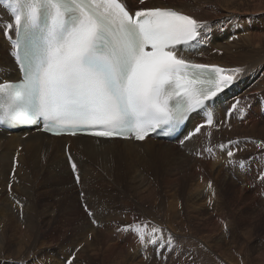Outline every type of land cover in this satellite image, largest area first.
<instances>
[{
  "label": "bare ground",
  "instance_id": "bare-ground-1",
  "mask_svg": "<svg viewBox=\"0 0 264 264\" xmlns=\"http://www.w3.org/2000/svg\"><path fill=\"white\" fill-rule=\"evenodd\" d=\"M138 2L140 3V0ZM143 4L146 8H172L192 16L204 25L200 29L203 36L201 42L187 50L179 46L176 53L178 57L191 63L224 69L225 75L231 74L229 70L237 67L244 71L235 74L230 88L219 94L207 112L202 110L190 118L181 137L173 143L149 139L135 143L82 137L52 138L34 132L27 133L25 138V132L0 131V188L4 184L17 182L15 189L19 190L17 195H12V200L6 197L5 203L0 206V209L4 210L15 208V213L12 212L14 216L9 221H4V216L0 215V264H27L26 260L29 258L35 259L39 254L43 255L39 249L41 246L46 247L50 243L48 249H54L55 244L50 240L55 239V234L50 233L51 237H47L46 242L40 240L45 226H48V230L54 222L61 224L60 231L68 228L71 237L81 240L75 247L80 246L81 250L86 247L81 253H77L80 259L89 257L88 252H91L89 264H140L146 249L137 246L140 250L130 251L133 248L132 240L137 239L135 235L130 234L131 237H127L122 245H112L98 233L102 228L109 230L107 233L112 237L113 230L123 226L115 225L120 221H127L124 213H121V218L124 219L112 218L113 213L117 214L115 210L122 209H119L117 204L124 203L127 206L130 204L128 198L149 199L152 208L144 213L145 219H148L146 224L142 223L144 226L153 223L150 225L152 229H168L173 233L180 225L194 228L198 220L195 218L196 211H199V214L205 213L206 203L216 205L219 197L225 198L229 193L228 189L224 188L221 194L220 189L224 184L230 183L226 172L227 163L234 166L233 161L238 157L234 154L228 156V147H238L242 150L244 146L256 147L253 144L264 142V0H144ZM12 20L9 9L3 0H0V81L3 82L20 77L12 58L14 49L3 31L4 25ZM237 101L239 103H236ZM209 113L213 118L211 126L207 124ZM200 124L204 125L200 133L193 135L191 139H185L181 144L183 138ZM228 128L230 133L227 132ZM228 133L230 136H223ZM251 133L254 137L248 135ZM253 149L256 148L251 150ZM66 153L71 157L70 161L77 165V172L81 177V191L76 187ZM222 165L226 167L222 168ZM11 175L14 178H11ZM185 182H192L186 193L187 204L183 205L187 215L177 210L179 203L170 201L171 195L173 196L171 192H175L176 188ZM197 182H201L199 186ZM35 185H42L48 191L52 190L55 195L63 197L60 202V214L58 213L54 221L47 220L46 225L43 217L48 210L39 207V200L34 197ZM70 185L72 186L68 191ZM178 189L180 191V187ZM74 192L77 195L79 192L83 193L82 202H72L73 199L70 198ZM259 193L256 190L252 194L249 189L243 188L238 197L246 198L247 195L250 200H256ZM14 199L19 203L13 201ZM7 200L11 204L8 205ZM84 202L91 212L94 211L96 226L99 224L96 230L94 223L89 227L94 234L81 226V219L88 217L83 207ZM54 205L55 213L57 210ZM188 206L195 211L192 215ZM130 214H134V220L136 216L142 217L134 211H130ZM205 220L208 222V219ZM137 223L135 224L142 226ZM226 223L230 224L232 221H228L227 216L223 214L211 224L213 228L216 224L220 228ZM68 237L66 234L62 236V243L68 240ZM63 249L64 247L60 255ZM184 250L177 251L171 258L175 256L181 264H185ZM97 258L101 261H97ZM171 258L170 261L164 262L178 264V261L173 263ZM78 263L76 260L72 264Z\"/></svg>",
  "mask_w": 264,
  "mask_h": 264
},
{
  "label": "snow or ice",
  "instance_id": "snow-or-ice-1",
  "mask_svg": "<svg viewBox=\"0 0 264 264\" xmlns=\"http://www.w3.org/2000/svg\"><path fill=\"white\" fill-rule=\"evenodd\" d=\"M3 3L13 18L3 31L22 78L0 81V122L42 119L43 131L54 135L143 141L152 133L167 135L198 110L207 112L235 74L244 71L237 67L225 75L224 69L178 57L177 46L187 50L201 42L204 25L172 8L130 11L122 0ZM207 124H213L210 113ZM203 127H195L186 139ZM233 163L244 168L246 162ZM71 168L79 183L77 165ZM83 207L92 216L87 204ZM123 230H134L139 242L146 243L142 227ZM162 232L153 229L147 243L171 249V235L155 238Z\"/></svg>",
  "mask_w": 264,
  "mask_h": 264
},
{
  "label": "rangeland",
  "instance_id": "rangeland-1",
  "mask_svg": "<svg viewBox=\"0 0 264 264\" xmlns=\"http://www.w3.org/2000/svg\"><path fill=\"white\" fill-rule=\"evenodd\" d=\"M124 2L127 4L128 8L131 10H138V9L147 7L143 3H139L138 0H124ZM148 7H152V6H148ZM263 25H264V22H263ZM262 30L264 31V26ZM4 59L5 58H3V61ZM234 118L236 117L234 116ZM257 122H259V120ZM227 132L229 133L231 132L230 128L227 129ZM229 133L223 136H230ZM248 135L250 137H254L252 133ZM184 141L186 140L184 139L183 143ZM248 144L250 145V142H248ZM263 145H264V142L260 144H253V146H256V147L244 146L245 148L242 147V150L238 147H233V146H229L230 148L228 147L226 154H228V152L231 151L234 155L238 157V159H236L235 161L244 160L246 162L245 167L240 168L237 163H234V166L231 163V165L229 166L227 163L228 169L226 170V172L229 175L228 181L230 183L224 184L220 189V193L221 194L223 193L224 188L228 189L229 193L226 196L225 194H223L225 198L219 197L216 205L206 203L205 204L206 207L204 209L205 213L199 214V211H196L195 218H197L198 220L197 222H195L196 226L194 228L186 227L185 225L184 227L180 225L176 227V230L178 229L177 230L178 232L175 231L173 233L168 229H165V230L163 229L162 234L160 233L156 234L155 238L157 239H160L161 236L167 237L171 235L173 237L172 248L170 250H169V247L165 246L163 243H161L159 246H153L150 243L147 244V241L153 236V229L150 227V225H152L153 223L149 224L148 226L143 225V224H146L145 222L148 220V219H145L146 217L144 213L147 212V210L152 208L151 201L149 199L142 200L141 198H137V197L128 198V201L130 204H128L127 206H125L124 203L117 204L116 206H118L119 209L121 208L122 209L119 211L115 210L117 214L113 213L112 218L124 219V218H121V213H124L127 217V221H120L117 225H115V226H118V225L123 224L122 227H116V229L113 230L112 237H110L109 236L110 234L108 235L107 233L109 230L106 231L100 228L98 233H100L101 237H104L106 238L107 241H110L109 244H112V245H122L124 244L127 237L128 238L131 237L130 234L135 235L137 239L132 240L133 248H131L130 251H138L141 248L142 249L144 248V250L146 249L145 250L146 254H144V257L142 259V262H140V264H164L165 263L164 261H170V258L172 255L178 252H182L184 248H185L184 250L185 264H264V204H262L264 203V191H263L264 190V179H261V177H264V146ZM248 148L250 149L248 150ZM252 148H256V149L251 150ZM223 166L224 165H222V168ZM225 167L226 166H224V168ZM10 177L14 178L13 175H11ZM16 183L11 182L9 183V185L11 184L10 186L7 184H4L1 186L0 206H1V203L2 204L5 203L6 197L7 199L9 197V199L12 200V195H17L19 190L16 191L15 189V187L17 186ZM200 183L197 182V185L199 186ZM190 185H192V182H185V183L180 184L176 188L175 192H171L173 196L171 195V199H170V201L172 200L175 203H179L177 206V210H179L180 213H183L186 215L187 213L184 211L183 205L187 204L185 198H186V193ZM71 186L72 185H70L69 188L67 189L68 191L69 189H71ZM77 186H78V183L76 187ZM79 186H78V189L80 190L82 187V184H80ZM179 187H180V191L178 189ZM243 188L249 189L252 192V194L255 193L256 190L258 193L260 191L262 192L261 194L259 193L258 195L259 198H257L256 200H250L247 195H245L246 198L240 199L238 196H240V193L243 191ZM59 196L60 195H55L52 192V190L48 191V189L44 188L42 185H35V196L34 197L38 198L39 201L38 200L37 201L39 202V207L42 209L48 210L45 216L43 217V219H45L44 221L45 225L49 220L54 221L53 219L57 217L58 213L60 214L59 212L60 204H61L60 202H61V199H63V197H59ZM82 198L83 196H81V192H79L78 195L76 192L71 193L70 199H73L72 202H76V200H80V202H82ZM13 201H17V200L14 199ZM7 202H8V205L11 204L9 203L10 202L9 200H7ZM146 202L148 203L146 204ZM83 204H85V202ZM53 205L55 206V210H57L55 213L53 212ZM14 209H15L14 207L7 208V210L0 209V215L2 214L4 216V221H9L13 218L14 215L12 214V212L15 213ZM110 209H111V206L108 207L109 211ZM188 209H189L190 215H192L195 212V211H192L191 206H188ZM130 211H134L135 213L137 212V214H141L142 217L136 216L134 220L132 219L134 214H130ZM100 213L102 212L100 211ZM223 214H225L227 216V220L232 221V223L230 224L226 223L220 228L218 224H216V227L213 228L211 224L213 220ZM92 215H94V217L88 216L86 219L85 218L81 219V226L85 230H89V227H91L93 224V220H95V222L97 221L93 210H92ZM233 217H234V220H233ZM205 219H208V222ZM177 220L178 222L180 221L179 219ZM137 222H139V224L143 223L142 226L136 225L138 224ZM59 224L60 223L56 224L55 222L51 223L50 229L48 230H47L48 226H45L43 234L40 235V240L41 241L43 240L42 242H46L48 238L51 237L49 235L55 234L54 235L55 239L50 240L52 241L51 243L53 245L55 244L54 249H48V247L50 246V243L47 244L46 247H44L45 245L41 246L39 249H40V252L43 253V255L39 254L38 257L36 256L35 259L27 258L28 259L26 260V262L28 261L27 264H66L67 260L71 259L73 256L75 257V259H72V263H75L76 260H78L79 262L78 264H83V263L89 264L90 257H92L91 252H88L89 257L88 256L81 257L80 259L79 257L80 255L78 256L77 253H81L86 247L82 246L83 247L82 250L79 249L80 246L75 247V244H79L81 240H79L78 238L71 237L69 234L70 232L68 233V228H65L62 231H60L61 224L60 225ZM1 225L3 224L1 223ZM18 225L20 228L19 222H18ZM98 226L99 224H97L96 226V223H94L95 230ZM136 227H142L145 233V240H146L145 244H141L139 242L138 235L133 230H128V231L123 230L125 228L135 229ZM89 233L94 234L91 230H89ZM65 234L69 235V237L66 238L68 240L62 243L63 242L62 236H64ZM112 238H114L115 240L111 241ZM137 246L138 247L142 246V247H140L139 249ZM63 247H64L63 253L62 255H60ZM128 252L129 251H127V254ZM93 254L94 253H92V255ZM145 257H146V261H145ZM177 259L178 258H176L175 256L173 257V259L171 258L173 263H176L178 261ZM97 261H101V259L97 258ZM177 263L181 264L179 261ZM23 264L25 263L23 262Z\"/></svg>",
  "mask_w": 264,
  "mask_h": 264
}]
</instances>
